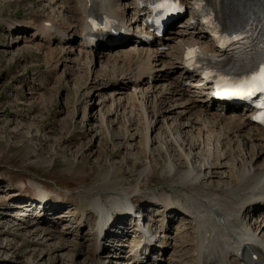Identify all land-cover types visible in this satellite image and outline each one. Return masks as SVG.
I'll return each mask as SVG.
<instances>
[{"label":"bare ground","instance_id":"bare-ground-1","mask_svg":"<svg viewBox=\"0 0 264 264\" xmlns=\"http://www.w3.org/2000/svg\"><path fill=\"white\" fill-rule=\"evenodd\" d=\"M6 1L26 0H3ZM27 1L32 4V0ZM35 1L43 12L50 10L44 19L32 13L24 22L1 16V23H7L8 31L34 29V34L30 33L32 45L28 47L43 54L53 71L71 69L73 87L78 92L84 89L83 121L97 122L96 116L90 117L91 110L105 107L111 101L107 111L115 116L113 122L118 119L116 125L120 130L122 127L124 147L137 151L136 159L127 157L133 169H137L138 159H146L140 178L153 181L167 175L175 181L172 189L181 190L179 196H173L166 188H151L148 184L143 188L140 181L123 185L120 193L86 196L89 213L84 220L89 222V215L96 217L99 228L92 227L94 237L85 259L92 264H101L105 259L98 254L100 231L102 236L109 232L121 239L131 229L125 210L127 199L134 196L144 201L145 205H140L142 209L148 207L153 225L162 228L167 223L168 226L162 233L164 240L153 248L144 246L141 250L145 241L129 239L128 243L133 242L128 250L129 258L114 261L115 264H241L234 250L237 243L251 249L249 261L264 264V124L244 121V117L234 123L223 120L218 110L231 115L240 107L214 102L212 86L200 78L203 70L226 65L222 53L214 48L211 36L201 25L203 16L228 26L243 20L252 8H264V0H178L185 18L164 28L160 36L157 29L140 28L143 18H137L141 9L134 0ZM112 21L117 25L106 28L107 36L110 32L119 36L116 27L125 22L136 29L130 30L132 34L128 33L124 39H102L103 27ZM54 27L60 28L62 34L54 33ZM15 35L17 40L5 45L10 60L26 49L15 50L13 46L29 41V33ZM92 35L95 40L91 41ZM191 43L201 44L197 51L202 66L193 72L187 71L186 61L179 56ZM163 46L165 51L161 50ZM97 52L102 55L100 61ZM173 71L174 76L168 77ZM89 83L94 85L88 87ZM106 91L111 92L106 94ZM95 113H100L99 128L103 132L99 136L104 133L110 137L106 113L103 109ZM139 137L143 146L136 142ZM169 150L171 155L167 158ZM153 163L162 167L160 174ZM64 172L70 173L68 169ZM110 179L108 173L101 181L108 183ZM40 189L36 204L15 201L12 208H19L25 214L32 206L36 207L35 216L45 220L34 221L32 227L48 232L46 235L59 245L63 231L55 225L60 226L75 214L67 210L53 218L43 215V211L55 208L48 205L54 193ZM173 219L177 222L172 223L178 224H171ZM186 238H190L188 243ZM105 243L106 254L102 256L112 259L125 255L120 246H112L114 250L108 251L106 239ZM171 249H174L172 253L166 254ZM139 250L141 254L136 255Z\"/></svg>","mask_w":264,"mask_h":264},{"label":"rangeland","instance_id":"rangeland-1","mask_svg":"<svg viewBox=\"0 0 264 264\" xmlns=\"http://www.w3.org/2000/svg\"><path fill=\"white\" fill-rule=\"evenodd\" d=\"M31 2L33 5L27 0L12 3L0 0V23L1 16L24 22L32 13H37L38 19H44L50 12H43L37 1ZM182 18H185V12L181 11L167 27ZM18 32L21 36L29 33V41L13 46L15 50L26 49L10 60L11 55L5 51V45L15 40ZM34 32L32 28L8 31L7 23L0 24V264H92L85 259V252L94 237L92 227L98 223L92 215H89V222L84 220L89 213L86 196L120 193L123 185L140 181L143 188L146 184L151 188H166L173 196H179L181 190L172 189L175 181L172 182L167 175L158 176L156 181L140 178L139 172L145 166L146 159H138V167L133 169L132 161L127 157L136 159L137 151L124 147L122 127L120 130L116 125L118 119L113 122L115 116L107 111L111 101L106 102L105 107L91 110L90 117L96 116L97 122L83 121L84 89L78 92L73 87L71 69L66 72H63V68L53 71L47 66L43 54L28 47L32 45L30 33ZM161 50L165 51V47ZM101 56L97 52L98 61ZM174 74L175 71L168 77ZM90 83L88 87L94 85ZM110 92L106 91V94ZM101 109L107 115L106 122L110 124V137L104 133L99 136L103 131L99 128L100 113L96 115L95 111ZM148 110L151 111L150 108ZM136 142L143 146L142 138H137ZM170 151L167 158L171 155ZM157 166L153 163L160 174L162 167ZM66 169L70 171L69 174L64 172ZM108 173L111 175L109 184L103 183L102 176ZM41 187L54 193L48 205L55 208L43 211V215L53 218L58 212L67 210L75 214L60 226L55 225L59 231H63L59 242L61 245H55L52 236L46 235L48 232L42 233L32 227L34 221L45 220V217L35 216L38 214L36 207L32 206L25 214L20 213L19 208H12L15 201L36 204ZM58 193L63 195L58 196ZM189 240L185 239L187 243ZM123 249L128 250L129 247ZM172 250L166 254L172 253ZM126 254L101 261L115 264L127 260Z\"/></svg>","mask_w":264,"mask_h":264},{"label":"snow or ice","instance_id":"snow-or-ice-1","mask_svg":"<svg viewBox=\"0 0 264 264\" xmlns=\"http://www.w3.org/2000/svg\"><path fill=\"white\" fill-rule=\"evenodd\" d=\"M166 7H172L170 0H165V5ZM93 25H96V22L93 21ZM194 50L190 49L189 50V56H191V53ZM205 75H208L207 73ZM253 90H259V91H264V69H262L261 74L258 78V83H257V78H253V82L252 83H246L242 88H240L239 90H235L232 92V95H250L251 92ZM262 107H264V105H261ZM254 119H258L260 120L261 123H264V114H262L261 116L258 117H254Z\"/></svg>","mask_w":264,"mask_h":264}]
</instances>
